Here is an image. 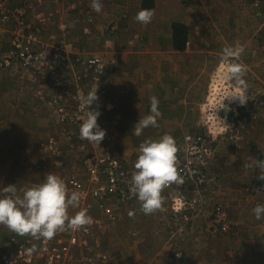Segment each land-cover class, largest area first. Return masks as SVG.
I'll return each mask as SVG.
<instances>
[{
  "label": "rangeland",
  "instance_id": "rangeland-1",
  "mask_svg": "<svg viewBox=\"0 0 264 264\" xmlns=\"http://www.w3.org/2000/svg\"><path fill=\"white\" fill-rule=\"evenodd\" d=\"M6 1L10 18L4 24L3 29H5V32H1V36L8 34L7 31L11 30L10 27L16 23V19L12 15L16 8L29 3V0ZM30 1L34 2L35 0ZM261 2V0H176L179 9L176 10L175 8L178 13H175L174 16H181L182 21L189 23L190 32L188 33H190L191 39L188 41V45L191 48H189L190 52L188 53L190 56L188 54V56L182 57L181 60L176 59V61L171 54L170 57L168 55L164 56L161 73L163 75L162 79L167 77L164 81L168 82L169 77L181 76L183 70L190 63L191 66H194L192 69L195 72L192 74L191 80L193 82L186 85L190 95L186 100L182 98L181 101H174L173 103L176 108H183L182 112L179 113L180 116L187 112L184 124L188 125V128L184 130L180 127H177L178 130L168 129L167 125L169 123L167 121L169 119H167V115L163 114L160 119H157L158 126L164 124L168 127L165 132L175 138L176 145L182 144L183 135L186 132L202 133L209 136L212 147L218 146L217 148L220 151L222 150L221 152L219 150L213 151L215 156L219 155L217 161H214L217 164V169L222 168L217 171L214 163H212V169L215 172L217 171V177L213 182L215 184L209 190V195L206 197L207 201L201 206V209H199V200L190 204L193 200L192 196H195L194 191H199L197 187L187 189L185 192L188 194L187 209L181 210L177 206L175 207L180 200H172V196L168 194L169 189H165V193L162 192L161 209L148 215L141 211L140 206H136L138 202L121 203L120 205L112 199L94 196V193L88 195L90 196V203L87 200L82 203L80 198V202L76 207H69V216H74L80 210L86 209L88 215L103 218L102 226L98 227L89 238L91 246H95L93 248L95 253H91L90 256L95 260L97 259V264H195L197 260H201V264H205L209 262V258L211 260L215 255L228 254L226 252L229 249L234 250L232 247L235 243L241 244L243 241L247 242L246 239L250 238V229H254L252 226L257 223L247 219L255 206L253 207L248 203L245 189L252 177L264 175V170L256 167L255 163L259 158V151H264V114L261 115V112H264V104L260 103V101L264 102V6L261 5ZM39 6L38 4L28 9L26 11L27 15L32 17V15L38 14L39 17L43 12ZM38 17L36 19H39ZM168 21L166 17L161 20L160 35H165L163 33L166 30L169 31ZM80 22L82 25L85 24L84 21ZM191 24H194V26H191ZM94 36L97 37L96 53H109L110 49H106L103 35L96 34ZM98 39L101 40L100 43H98ZM5 41L7 43V39ZM92 42L90 41L87 45ZM237 45L242 46L244 50L239 57H235L233 60L246 69L243 79L247 84L246 95L249 99L243 106L238 102L225 101L227 106L229 104V107L220 109L224 96L236 88L234 81L223 78L221 68L224 63L222 60L223 50L226 47ZM92 48L94 49V47ZM165 57H169L168 61L171 57L173 60L166 64ZM172 63L173 68H169ZM146 79H149V77L145 78L144 81ZM113 85L111 83L108 90L111 98L106 94L109 102H112V106L114 103L111 95ZM34 86L35 81L32 83V87ZM161 86L163 87L162 82ZM162 87L161 94L163 92ZM143 94L144 91H137L138 97L135 99V103L142 107L141 103H145ZM252 95L255 96L257 104L252 102ZM102 100L103 96L99 95L98 101L102 102ZM14 105L16 106V103ZM19 105L16 107L24 111L22 100ZM115 108L117 112L116 104ZM249 110H254L258 118L245 121L244 117L249 115ZM257 112H260V114ZM179 115L177 110L176 117H179ZM52 116L54 119L56 114L52 113ZM228 130H239L244 139L238 145H227ZM150 131L154 132L153 126L145 128L138 137L132 134L133 141L129 138L128 140L125 139L130 142L129 144L125 143L124 138L119 143L117 141L118 144L114 146L117 149L115 155L119 153L120 155L131 156L133 159V156L136 155L134 153L137 152L136 145L141 144L144 138L143 135H148L151 133ZM61 147L64 148V146ZM51 155L53 159L46 157V155L39 157L36 160L38 166L41 167V170L44 169L45 176L51 172L61 177L67 187L69 177L66 178V174L72 166V161L67 158L66 154L62 167L57 166L54 162V155ZM131 167L135 169L134 166ZM81 175H83L82 170ZM81 178L85 181L88 176L86 175V178L81 176ZM8 179H10V176L7 175V172L0 173L1 188L9 185ZM44 179L45 177L41 178V183L44 182ZM219 184L221 187L218 186ZM201 189L202 187H200ZM229 189H234L231 194H229ZM17 194L20 195L19 192ZM68 194L70 195L71 192H68ZM237 199H239L241 205L238 208L239 210L236 208ZM183 200L185 201V198ZM184 201L181 206H183ZM215 203L223 204L227 208L228 227L225 229L213 224L214 217L212 213H215L217 208ZM212 205L215 206L212 207ZM109 212H113L116 218L111 219L107 218L106 215H102L110 214ZM203 214L206 216L204 217ZM130 230L142 232L145 235V240H139L137 244L133 240L134 234L131 236L129 233ZM165 246H169L170 251L174 250L173 256H164L162 250ZM159 251H161L160 255H158ZM99 253L105 255V257L98 258ZM212 259L216 260V257Z\"/></svg>",
  "mask_w": 264,
  "mask_h": 264
},
{
  "label": "crops",
  "instance_id": "crops-1",
  "mask_svg": "<svg viewBox=\"0 0 264 264\" xmlns=\"http://www.w3.org/2000/svg\"><path fill=\"white\" fill-rule=\"evenodd\" d=\"M52 1L53 0H43L39 6L43 10L42 13L47 16V19L42 20L41 23V26H43V36L44 39L51 44L65 45V50H67L69 54L70 52L74 54L83 53V55H92L96 53L95 47L97 46V37L94 35L102 34L104 37L107 28L110 25L117 24V31L113 36L114 43L109 51L118 59L117 70L110 74L111 78L109 80V82L114 84L111 89V95L114 99V109L110 112V115L102 117V121L116 132L114 146H116L119 141L123 140V138L127 144L130 142L126 141V138L127 140L129 138L133 141L132 134L134 125L140 117L149 114V98L153 95L157 96L159 99L161 98V100H159L160 116L157 119H160L162 114L167 115V119H169L167 123H169L170 126L167 125L168 128L163 124L164 126L160 125L153 127V133L150 131L151 133L148 135H143V142L146 140H156L164 134H168L165 132L167 128L173 130H178L177 127L183 130L188 128V125L184 124V119L187 118V112L180 116L179 113L182 112L183 108H176L173 103L174 101H181L182 98L186 100L190 95L189 90L186 89V85L189 82H193L191 80L193 77L192 74L195 72L192 69L194 66H191L190 63L189 66H186L183 70L181 76L177 75V77H180L179 79L177 77H169L170 79L168 82L164 81L167 77L164 76L165 79H162L163 75L161 73L164 56H169L171 54V56L175 58V61L176 59L181 60L182 57L188 56V52H190L189 48H191V46L188 45V41L191 39L190 33L185 37V46L183 48H176L174 45L173 23L182 22L188 27V32H190L189 23L184 20L182 21L180 19L181 16H174L175 13H178L175 11V8L176 10L177 8L179 9L176 0H103V8L99 13L91 8L90 1L80 0V4H78L76 9L72 8L69 11L59 12L49 17L48 13L52 11L54 5ZM12 2H15V0H12ZM65 3L64 0L60 2L59 5L64 6ZM143 9H148L153 12L150 23L146 25L135 19L137 13ZM86 12H92V21L88 22L82 18L86 15ZM165 17L169 20L167 24L170 26V29L163 33L165 35H160L159 26H161V20L163 18L165 19ZM38 20L36 21L39 22ZM80 21H84L85 24L82 25ZM63 22L68 23L66 28H62L61 24ZM193 22L195 23V21ZM154 23L156 25L155 27ZM191 26H194V24H191ZM5 39H7V43ZM90 41L93 42L87 45ZM95 42L96 44L94 45ZM100 42L101 40H99L98 43ZM11 47L10 35H0V55L2 52L11 49ZM92 47H94V49ZM84 51L87 54H85ZM169 57H165L167 60L165 61L166 64L173 60L171 57L168 61ZM169 68H173V63ZM71 74L73 75V73ZM43 75L45 76L46 88H50L51 83H53L52 80L54 75L51 73L49 74L47 71H44ZM30 77H33V73L16 63L10 67H0V173L7 172V175L10 176V179H8L10 182L9 184H15L20 195H22L21 189L40 184L41 178L45 177L43 173L44 169L41 170L36 160L44 155L53 159L51 153L45 151L44 143L48 139H53L62 152V156L58 158L60 161L59 163H57V158H55V165L61 166L66 154L67 158L72 161V166L67 172L66 178H68L73 171V166L81 165L82 156H86L90 151L96 149V145H100L94 142L89 143L86 140H84V146H86L85 148L87 149H81L73 145L75 141L67 135L69 127L59 124L56 116L53 119L52 113H54V111L47 107L45 98L37 94L40 91L39 87L37 85L36 88L32 87L33 81ZM147 77H149V79L144 81ZM161 82L163 87L161 86ZM89 85L90 81L86 80L84 87L87 89ZM56 86L60 88H54L52 89L53 91L62 88L61 85ZM161 87L163 89L162 94L160 93ZM40 88L42 89V84ZM137 91H144L143 100L145 103H148L145 104L142 102L141 104L143 107L135 103V99L138 97ZM21 100L24 111L16 107L20 104ZM15 103L16 106L14 105ZM74 103L76 102L72 101L70 104ZM99 105L102 106V103ZM177 110L179 117H176ZM262 114H264V112ZM170 118L175 119L171 120ZM135 140L137 141V139ZM143 142H141V144ZM141 144L136 145L137 152L134 153L133 151L136 157L133 156V159L131 156L120 155L118 152L116 157L124 163L136 161L140 154L139 146ZM61 146H64V148ZM116 150L117 149L114 148V153H116ZM218 150L220 151V149L217 148V151ZM218 157L219 155L215 156L213 163L216 170L220 171L222 167L217 169V164H215ZM82 177L86 178V175L83 173ZM253 178L254 177L247 183L248 186L252 183ZM85 185L87 187L90 186L88 182H86ZM218 186L221 187L220 184ZM233 190L234 189H229V194H231ZM245 190V194H248V188ZM162 192H164V189ZM222 193L221 191V194ZM261 194L262 193H257L254 194V196L260 198ZM208 195L209 190H207L204 196ZM220 199H222V197H220ZM88 201L90 203V197ZM236 202L239 204L236 205L238 209L241 207L239 199H237ZM248 203L251 206L253 205V207L257 204H264L262 202L255 203L251 199H249ZM216 204L218 203H215V205ZM137 205L140 206V202H138L136 206ZM215 205H212V207ZM205 214H207V212H205ZM250 214L251 215L248 216L247 219L257 224L252 226L254 229H250V238L246 239L247 242L243 241L241 244L235 243L234 247H232L234 250L231 251L229 249V251L226 252L228 254H223L224 256L215 255L212 257V254L211 257H216V260L212 258L210 260L209 258V262L205 264H264V218L257 220L252 210ZM102 215L105 216L106 214ZM205 216L206 215H204V217ZM208 218L210 217L208 216ZM239 220L241 221V219ZM0 227L3 233L6 231L7 233H13V231L3 224H0ZM129 233L131 236L134 234L133 240L136 241L137 244L139 240H145V235L140 231L130 230ZM91 239L93 238L91 237ZM92 241L95 244L94 240ZM162 251L164 252V256L169 255L171 257L174 254V250L170 251L169 246H165ZM160 254L161 251L158 252V255ZM195 264H201V260H197Z\"/></svg>",
  "mask_w": 264,
  "mask_h": 264
},
{
  "label": "built area",
  "instance_id": "built-area-1",
  "mask_svg": "<svg viewBox=\"0 0 264 264\" xmlns=\"http://www.w3.org/2000/svg\"><path fill=\"white\" fill-rule=\"evenodd\" d=\"M63 1L53 0L54 9L49 15L69 11L72 8L76 9L78 4H80V0H65V5L60 6V2ZM87 1L92 2V0ZM261 1V5L264 6V0ZM42 2L43 0H35L34 2L29 0V3L19 6L12 13L16 23L10 27L11 30L7 31L11 36L12 47L0 55V67H9L18 63L33 73V77H30L32 81H36L40 75L44 76V71L54 75V84L61 85L63 88L55 92L46 88V85L42 83V89H40L38 94L45 98L47 107L54 111L57 122L69 127L67 135L75 141L73 145L81 149H87L84 146V140L80 138L79 134L80 124L86 109L81 107L79 98L82 94H87L92 88H98V96L102 95L103 100L102 102H95L91 107L101 112L98 117V124L103 129H106V135L101 144L99 146L96 145V149L90 151L86 156H82L81 165L73 166L74 172L72 171L69 176L67 190L68 192H80L82 203H84V200L88 201L90 197L88 195L92 193L100 198L112 199L116 204L120 205L121 203L139 202L136 196L129 191L131 176L135 169L129 166V162L125 165L124 162L116 157L114 153L115 133L102 121L104 113L114 109V103L112 106V102H109L106 94H108L112 83H109L110 74L117 70L118 59L110 52L93 53L92 55H88L86 52L85 54L87 55L71 52L69 54L65 50V45L47 42L43 36V26H41L42 20L47 19V16L42 13L39 17L38 14L30 17L26 13L28 9L38 4L40 5ZM85 14L82 18L88 22L92 21V12H86ZM37 17L39 20L36 19ZM9 18L8 3L6 0H0V35L1 32H5L3 27L9 21ZM36 20L39 22L35 23L37 22ZM61 26L66 28L68 23L63 22ZM116 31V23L110 25L105 31L103 40L106 48H112L114 43L113 36ZM86 80L90 81L87 89L84 87ZM108 97H110L109 94ZM251 98L252 102L257 104L255 96L252 95ZM70 100L76 103L70 104L72 102ZM100 103H102V106L99 105ZM260 103L264 104L263 101H260ZM248 112L249 115L244 117L245 121L251 118H258L254 110H249ZM257 113L260 114V112ZM243 139L244 137L239 130H228L227 144L229 146L238 145ZM44 145L45 151L53 154L57 158V163H59L58 158L62 156V152L55 141L48 139ZM177 149L176 167L179 174L183 177V183H172L163 189H169L168 194L172 196V200H180L175 207L185 210L188 208V194L185 192L187 189L197 187L199 191H194L195 196H192L193 200L190 204L199 200L201 207L207 201V196H204V194L212 188L213 182L217 177V171L215 172L212 169V163L215 159L213 151H217V146L212 147L209 136L205 134L186 132L183 135L182 144L177 145ZM81 170L88 176L85 181L81 178ZM86 182L90 184L89 187L85 185ZM200 187H202L201 190ZM247 193V200L251 199L255 203H264V192L260 198L255 197L249 191ZM184 198L185 201L183 200ZM183 201V206H181ZM109 213L106 214L107 218H116L113 212ZM227 215L226 206L218 203L215 213H212L214 217L213 224L224 229L227 228ZM91 217L93 222L90 225L75 231L67 229L57 232L48 241L38 240L30 235L21 236L15 232L7 233L6 231L3 233L0 229V264H97V259L95 260L90 256L94 252V247L91 246L89 238L98 227L102 226L103 218L99 216ZM33 245H36V251L29 254L27 249ZM99 257L103 258L105 255L99 253Z\"/></svg>",
  "mask_w": 264,
  "mask_h": 264
},
{
  "label": "clouds",
  "instance_id": "clouds-1",
  "mask_svg": "<svg viewBox=\"0 0 264 264\" xmlns=\"http://www.w3.org/2000/svg\"><path fill=\"white\" fill-rule=\"evenodd\" d=\"M91 8L98 13L101 12L102 0H92ZM49 13V17L53 16ZM152 16L151 10L143 9L137 13L135 19L146 25L150 23ZM243 50L240 45L226 47L223 50L224 63L221 65L223 78L234 81L236 88L224 96L220 109L228 107L225 101L238 102L243 106L249 99L246 95L247 84L243 79L246 69L233 60L239 57ZM35 82L34 88L38 86L41 89L42 83L46 85L45 76L38 77ZM54 88L60 87L53 82L49 89L53 91ZM79 99L81 107L86 109L79 128L80 138L89 143L101 144L106 135V129L98 124L101 112L91 107L99 100L98 88H92L87 94H82ZM149 103V114L140 117L134 125L133 134L135 136H140L149 126H158L157 118L160 116L158 97L151 96ZM110 112L104 114L110 115ZM113 132L116 134L114 130ZM139 149L140 154L137 160L129 162V166L135 168L131 176L129 191L140 202L141 211L148 215L161 209L163 188L172 183H183V177L176 167L178 149L172 135L164 134L156 140H146L139 146ZM255 163L256 167L264 170V160L258 159ZM259 179L264 180V175L259 176ZM20 191L22 195L17 194L18 189L15 184L0 188V224L21 236L30 235L35 239L48 241L57 232L67 229L75 231L93 222V218L87 214L86 209L80 210L74 216H69V207H76L79 204L81 193L72 191L69 195L64 180L54 173H48L43 183L23 188ZM252 211L257 220L264 218V204H257ZM35 251L36 245L27 249L29 254Z\"/></svg>",
  "mask_w": 264,
  "mask_h": 264
},
{
  "label": "trees",
  "instance_id": "trees-1",
  "mask_svg": "<svg viewBox=\"0 0 264 264\" xmlns=\"http://www.w3.org/2000/svg\"><path fill=\"white\" fill-rule=\"evenodd\" d=\"M188 34V27L183 24L182 22H175L173 23V38H174V45L176 48H183L185 46V37ZM258 159H264V151H259ZM257 159V160H258ZM127 165V163H124ZM260 175H256L253 179L250 186H248V191L251 194H259L264 192V180L259 179Z\"/></svg>",
  "mask_w": 264,
  "mask_h": 264
},
{
  "label": "bare ground",
  "instance_id": "bare-ground-1",
  "mask_svg": "<svg viewBox=\"0 0 264 264\" xmlns=\"http://www.w3.org/2000/svg\"><path fill=\"white\" fill-rule=\"evenodd\" d=\"M217 90V89H216ZM217 101V100H216Z\"/></svg>",
  "mask_w": 264,
  "mask_h": 264
},
{
  "label": "flooded vegetation",
  "instance_id": "flooded-vegetation-1",
  "mask_svg": "<svg viewBox=\"0 0 264 264\" xmlns=\"http://www.w3.org/2000/svg\"><path fill=\"white\" fill-rule=\"evenodd\" d=\"M107 89V88H106Z\"/></svg>",
  "mask_w": 264,
  "mask_h": 264
}]
</instances>
